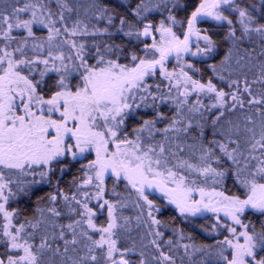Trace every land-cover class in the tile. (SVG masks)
<instances>
[{"label":"snow or ice","instance_id":"1","mask_svg":"<svg viewBox=\"0 0 264 264\" xmlns=\"http://www.w3.org/2000/svg\"><path fill=\"white\" fill-rule=\"evenodd\" d=\"M189 7L0 0V264H177L180 248L181 264H264V219L245 220L264 218V0ZM221 44L206 69L184 59ZM34 195L31 212L11 207ZM169 206L185 221L213 213L211 232L228 235L182 243L173 227L165 240Z\"/></svg>","mask_w":264,"mask_h":264},{"label":"trees","instance_id":"2","mask_svg":"<svg viewBox=\"0 0 264 264\" xmlns=\"http://www.w3.org/2000/svg\"><path fill=\"white\" fill-rule=\"evenodd\" d=\"M182 3L187 2L190 7L188 8V12H190L192 10V7L195 6V4H197L199 2V0H181ZM179 17L183 18L186 13L184 11H180L179 12ZM156 19H159V15L157 14ZM202 30L203 29H208L210 32H212L214 34L213 38L214 39H221L222 35H223V30L220 29L218 26H216L214 23L212 22H203L201 24L198 25ZM178 35H180L181 37L183 36V31L184 29L182 28H177L176 29ZM203 46V44H202ZM227 45L226 44H221L217 54H215L214 59L213 60H207L206 58L202 57V58H196V59H192L189 60L188 62L194 63L196 67H199L201 69H206L207 68V64L211 63V62H218L219 59H221L223 57L224 52L226 51ZM172 65V64H171ZM174 67L170 66V71L173 70ZM165 111H167V108H165ZM133 124V121H129V125L131 126ZM95 155L94 153L91 155L87 156V159H82L78 162H73L70 165V170L64 175L62 184L67 187V185L69 184V182L71 181L73 176L79 175L78 169L81 167L82 163H87V160L90 159H94ZM59 174V173H58ZM108 187L111 188V180L108 181ZM230 192L231 193H236V189L232 187L231 182H229L228 185ZM121 188H123V185H121ZM48 189L47 187H43L42 190L40 192L37 193V195H41L43 194V192H46ZM155 198V197H153ZM36 200V196H32L31 199H27V198H21L18 201H14L11 204V207H16L19 208L21 210L27 209L28 212H31L32 207L35 203ZM125 215H134V212L132 211L131 208L125 209L123 210ZM222 216V215H221ZM175 217V219L173 220L172 218ZM161 219L168 221L170 223V226L168 228H161V231L165 232V236L163 239H168L169 237H172L173 239L175 238L173 236V232H172V228L173 227H177V228H182L184 230V233L187 235H191L192 236V240L189 241L187 239H185L182 243H197V244H214L216 241L218 240H222L224 238V236L228 235V233L221 229L218 233H212L211 229H212V225H214L216 223V218L215 215L212 213H204L203 215H198L195 217L189 216L188 220L185 221L182 217L179 216V214L175 211V209L171 206H169L162 214H161ZM259 219H264V218H260L257 215H253L251 212L248 213V215L245 217L246 222L248 220H251L254 223H257ZM106 220V213L102 214V215H98L97 217V223H103ZM223 222V220H222ZM230 223V221H229ZM207 228L208 231H204V229ZM139 231H146L144 229L141 230H134L131 235L134 236L138 242V251H139ZM211 233V234H209ZM150 239V238H149ZM146 242V241H145ZM129 243L128 241H122V245ZM164 250L167 251V245H164ZM146 254H150V253H155V249H153L150 245L149 248L145 250ZM228 254V253H226ZM264 254V253H262ZM183 255V249L180 248L177 252H176V260H177V264H181V260H180V256ZM131 260L135 261L137 260V255L133 254L129 257ZM196 259H199V255H197ZM184 264H187V257H185L184 259ZM212 264H216V258L213 257L212 258Z\"/></svg>","mask_w":264,"mask_h":264},{"label":"rangeland","instance_id":"3","mask_svg":"<svg viewBox=\"0 0 264 264\" xmlns=\"http://www.w3.org/2000/svg\"><path fill=\"white\" fill-rule=\"evenodd\" d=\"M183 38V36L181 37V39ZM150 42V41H149ZM200 44H201V46H202V44H203V41H200L199 42ZM196 44H197V37L196 36H193L192 37V43H191V47H192V50L193 51H195L196 50ZM196 58H202V57H193V56H189V55H185V57H184V59H185V61H189V60H192V59H196ZM177 60L175 59V57L173 56V57H170L169 58V63H168V69L170 70V66H173L174 68L177 66ZM172 64V65H171ZM178 70V69H177ZM159 194H157V196H158ZM195 196H196V199H199L200 197H199V194L197 193V194H195ZM210 213V212H209ZM213 214V213H212ZM222 215V214H221Z\"/></svg>","mask_w":264,"mask_h":264}]
</instances>
